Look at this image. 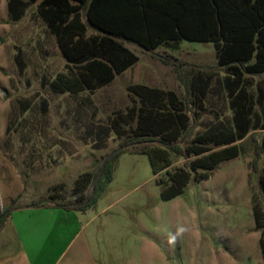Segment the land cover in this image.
I'll list each match as a JSON object with an SVG mask.
<instances>
[{
    "label": "rangeland",
    "instance_id": "1",
    "mask_svg": "<svg viewBox=\"0 0 264 264\" xmlns=\"http://www.w3.org/2000/svg\"><path fill=\"white\" fill-rule=\"evenodd\" d=\"M22 1L17 14L0 0V219L11 211L0 229V264H264V224L258 227L254 212L259 208L264 222V158L259 172L253 169L261 131L201 182L194 180L204 172L192 170L194 156L172 154L169 172H188L192 180L170 201L162 199L167 173L154 175L149 155L129 146L112 160L113 181L94 206L64 215L48 207L75 204L80 176L97 174L107 155L133 142L128 126L125 137L109 129L110 118L132 106L131 85L174 90L185 103L194 74L214 75L197 121V108L186 105L185 142L230 126L232 111L212 43L182 41L147 52L122 41L139 62L114 82L94 93L55 92L50 83L74 70L41 19L39 2ZM82 20L87 24L85 12ZM96 34L88 25L87 36Z\"/></svg>",
    "mask_w": 264,
    "mask_h": 264
},
{
    "label": "trees",
    "instance_id": "2",
    "mask_svg": "<svg viewBox=\"0 0 264 264\" xmlns=\"http://www.w3.org/2000/svg\"><path fill=\"white\" fill-rule=\"evenodd\" d=\"M30 1L39 2L41 19L56 38L68 67L74 70L73 74H58L50 83L61 94L94 93L136 65L139 57L122 41L136 43L147 52L176 47L182 41L213 44L217 66L225 73L223 86L232 111L230 126L212 128L185 142L190 132L186 105L197 108L194 116L197 121L198 113L205 108L214 79L212 73L191 77L185 103L174 90L132 85L128 88L132 106L109 120V129L116 136L125 137L126 126L131 132L133 142L120 148L136 146V152L149 155L154 175L167 173L169 184L164 183V201L183 194L192 180L188 172H169L172 154L186 159L194 156L190 163L192 170H204L194 180L201 182L210 178L217 165L241 155L242 143L253 133L264 132V0ZM23 7L22 0H9L12 13L19 14ZM82 12L87 24L82 20ZM88 25L98 34L87 36ZM256 76L261 79L251 80ZM123 151L108 161L102 175L100 169L97 174L87 172L80 176L73 192L79 195L75 204L57 206L76 211L94 206L105 185L113 181L112 160ZM254 156L253 169L259 172L264 141L255 145ZM260 184L264 192V166ZM50 198L57 200L55 195ZM254 212L258 227H262V211L255 207ZM10 213L6 211L0 219V229ZM261 246L264 253V238Z\"/></svg>",
    "mask_w": 264,
    "mask_h": 264
},
{
    "label": "crops",
    "instance_id": "3",
    "mask_svg": "<svg viewBox=\"0 0 264 264\" xmlns=\"http://www.w3.org/2000/svg\"><path fill=\"white\" fill-rule=\"evenodd\" d=\"M135 66V65H134ZM132 68V67H131ZM129 70V69H128ZM127 70V71H128ZM126 71V72H127ZM125 73V72H124ZM122 75V74H121ZM118 77V76H117ZM116 77V78H117ZM115 81V80H114ZM113 81V82H114ZM133 85H145V86H148V87H152V86H149V85H147V84H145V83H142V84H133ZM132 86V85H131ZM152 88H160V87H152ZM161 89H163V88H161ZM166 90V89H165ZM49 208H52L53 209V211H58L57 213H59V214H74V212H79V211H76V210H67V209H63V208H60V207H55V206H53V205H50V206H48ZM57 208V209H56Z\"/></svg>",
    "mask_w": 264,
    "mask_h": 264
},
{
    "label": "water",
    "instance_id": "4",
    "mask_svg": "<svg viewBox=\"0 0 264 264\" xmlns=\"http://www.w3.org/2000/svg\"><path fill=\"white\" fill-rule=\"evenodd\" d=\"M126 147L123 148H118L116 150H114L113 152H111L109 155H107V157L104 159L103 164L101 166V171H100V175L103 174L105 168H106V164L108 163V161L114 156L116 155L120 150H124Z\"/></svg>",
    "mask_w": 264,
    "mask_h": 264
},
{
    "label": "clouds",
    "instance_id": "5",
    "mask_svg": "<svg viewBox=\"0 0 264 264\" xmlns=\"http://www.w3.org/2000/svg\"><path fill=\"white\" fill-rule=\"evenodd\" d=\"M184 231H185L184 228H180V229L178 230V234H179V233H183Z\"/></svg>",
    "mask_w": 264,
    "mask_h": 264
}]
</instances>
